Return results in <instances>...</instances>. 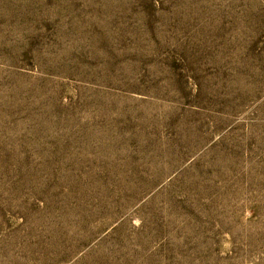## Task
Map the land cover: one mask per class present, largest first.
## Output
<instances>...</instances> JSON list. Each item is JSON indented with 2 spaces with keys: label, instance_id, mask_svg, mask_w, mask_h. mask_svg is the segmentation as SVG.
<instances>
[{
  "label": "rangeland",
  "instance_id": "obj_1",
  "mask_svg": "<svg viewBox=\"0 0 264 264\" xmlns=\"http://www.w3.org/2000/svg\"><path fill=\"white\" fill-rule=\"evenodd\" d=\"M0 264H264V0H0Z\"/></svg>",
  "mask_w": 264,
  "mask_h": 264
}]
</instances>
